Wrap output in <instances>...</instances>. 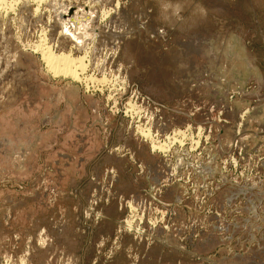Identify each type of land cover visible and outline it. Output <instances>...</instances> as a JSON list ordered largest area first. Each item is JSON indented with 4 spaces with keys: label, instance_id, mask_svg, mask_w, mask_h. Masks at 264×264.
I'll use <instances>...</instances> for the list:
<instances>
[{
    "label": "rangeland",
    "instance_id": "obj_1",
    "mask_svg": "<svg viewBox=\"0 0 264 264\" xmlns=\"http://www.w3.org/2000/svg\"><path fill=\"white\" fill-rule=\"evenodd\" d=\"M61 1L0 6V264H264V0Z\"/></svg>",
    "mask_w": 264,
    "mask_h": 264
},
{
    "label": "bare ground",
    "instance_id": "obj_2",
    "mask_svg": "<svg viewBox=\"0 0 264 264\" xmlns=\"http://www.w3.org/2000/svg\"><path fill=\"white\" fill-rule=\"evenodd\" d=\"M54 1V0H53ZM57 1V0H56ZM64 1V0H63ZM61 1V2H63ZM16 2V0H15ZM18 2V1H17ZM16 2V3H17ZM34 2V1H33ZM92 2V0H91ZM9 3V2H8ZM11 3V1H10ZM9 3V4H10ZM6 4L5 0H0V6ZM55 4V2H54ZM117 4V2H116ZM7 5V4H6ZM13 5V4H12ZM10 5V7L12 6ZM30 5V4H29ZM59 6V5H58ZM85 6V5H83ZM90 6V5H89ZM1 8V7H0ZM8 8V7H7ZM17 8V7H16ZM36 8V7H35ZM79 9L76 10L77 15L76 17L78 18V20H84L87 19L86 21H81L80 23H77V27H73V25H71V23H68L64 18H62V14L64 12H67L69 9L67 6L62 8V11L59 12L57 14V20L59 21V23H61L62 25V33H64L65 35L68 36V38H71L72 41L77 45L80 46L81 48L84 46L86 39H91L92 36L96 35L95 38H97V43L101 42L103 39L107 38L106 33L108 32V26L106 28H103L101 30H95L96 28L94 27V22L92 21V18L95 19L94 10L88 11L86 12L84 8L78 7ZM90 8V7H89ZM93 8V7H92ZM91 8V9H92ZM4 9V8H3ZM13 9V8H12ZM54 9V8H52ZM56 9V8H55ZM37 10V9H35ZM57 10V9H56ZM14 11V10H13ZM16 11V10H15ZM55 11V10H54ZM60 11V10H59ZM9 12V11H8ZM58 12V11H57ZM103 12V11H102ZM3 13V12H2ZM37 14V13H36ZM5 15V14H4ZM34 15V14H33ZM88 15V17L86 16ZM85 17V18H83ZM128 17V16H127ZM55 18V19H56ZM121 21V19L119 20ZM125 22L128 24V22L125 20ZM57 23V22H56ZM115 23V22H114ZM79 24V25H78ZM60 26V27H61ZM106 26V25H105ZM111 26V25H110ZM116 26V24H115ZM118 26V25H117ZM58 25L56 24V29H57ZM112 27V26H111ZM110 27V28H111ZM119 27V26H118ZM110 28H109V33H113L114 34V29L113 32H110ZM113 28V27H112ZM111 28V29H112ZM117 28V27H116ZM131 28V27H130ZM61 29V28H58ZM122 29V28H121ZM55 30V29H54ZM153 30V29H152ZM58 31V30H57ZM122 33V31H120ZM124 32V31H123ZM59 34V32H57ZM61 33V32H60ZM96 33V34H95ZM107 33V34H109ZM62 34V35H64ZM116 34V33H115ZM64 35V36H65ZM116 35H120L119 33H117ZM115 35V38H116ZM93 36V37H94ZM123 36V35H122ZM113 37V36H112ZM118 37V36H117ZM124 37V36H123ZM51 38V37H50ZM62 38V37H61ZM65 38V37H63ZM40 39V38H39ZM120 39V38H118ZM42 41H40L39 44H36L33 48L35 49V51L41 53L42 55V59L45 63V67H47L49 72H52L53 75H57V76H69L73 79H79L80 75H78V72H82V70L84 71V69H86V65H85V56L84 57H80L79 59H73L70 57V52L68 53H64L61 55H58L56 53H54L51 49V47L46 45V40L41 39ZM68 40V39H67ZM114 40V39H113ZM87 42V41H86ZM113 42H111L110 44H112ZM115 43V42H114ZM73 44V43H72ZM104 44V42H103ZM108 44V43H106ZM105 45V44H104ZM86 46V45H85ZM102 46V45H101ZM80 47H78L80 49ZM62 53V52H61ZM40 55V56H41ZM80 70V71H79ZM102 82L104 80H101ZM100 81V82H101ZM105 84V83H104ZM261 105V104H260ZM252 117L257 118L261 121L262 124H264V106H260V107H255L253 112H252ZM259 123V122H258ZM261 124V125H262ZM262 130H264L262 128ZM148 132V131H147ZM172 143V142H171ZM163 147V146H162ZM154 148V147H153ZM154 150V149H153ZM207 169V168H206ZM209 170V169H208ZM206 171V170H205ZM239 190V189H238ZM259 197V196H258ZM256 199V198H255Z\"/></svg>",
    "mask_w": 264,
    "mask_h": 264
}]
</instances>
